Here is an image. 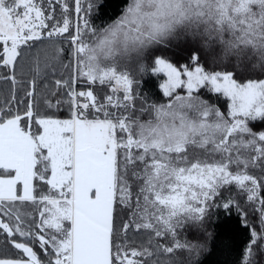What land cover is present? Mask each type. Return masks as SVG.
<instances>
[{
  "label": "snow or ice",
  "instance_id": "obj_1",
  "mask_svg": "<svg viewBox=\"0 0 264 264\" xmlns=\"http://www.w3.org/2000/svg\"><path fill=\"white\" fill-rule=\"evenodd\" d=\"M256 2L258 19L249 0H132L123 17L97 28L85 16L99 0H73L71 8L67 0H0V80L13 88L0 104V234L16 250L0 264H162L160 253L197 247L180 231L202 228L212 208L235 207L250 227L247 208L223 196L229 188L261 221L245 252L243 264H252V246H264V125L249 123L264 122V79L241 83L232 70L206 71L198 52L179 67L155 54L151 72L164 77L170 99L138 107V81L119 65L182 38L264 61V0ZM65 51L72 75L54 79L52 95L66 90L70 116L40 115L36 77L17 100V71L28 62L39 77L41 56L62 61ZM77 80L106 85L107 94L77 92ZM206 86L228 99L227 113L197 94ZM44 103L55 109L62 100ZM145 112L144 121L134 115Z\"/></svg>",
  "mask_w": 264,
  "mask_h": 264
},
{
  "label": "trees",
  "instance_id": "obj_2",
  "mask_svg": "<svg viewBox=\"0 0 264 264\" xmlns=\"http://www.w3.org/2000/svg\"><path fill=\"white\" fill-rule=\"evenodd\" d=\"M132 0H99V6L94 7L91 12L85 16L90 24L97 28H102L108 24L114 23L120 19L126 12ZM70 8L73 6V0H67ZM82 5L85 7L89 0H81ZM249 8L252 19H258L261 11L259 4L256 0H249ZM68 17L73 22L75 21V13L70 11ZM57 16L61 18L59 6H57ZM225 38H230L226 33ZM62 47L67 49L69 45L63 44ZM191 52H198L201 57V63L206 71H222L232 70L234 78L238 82H246L248 79H264V61H261L258 56L249 53L247 56L235 57L225 55L222 53L220 47L212 44L209 49L201 46L200 42L192 41L187 38H182L179 44L173 41L171 46L167 48L151 49L145 53V58L142 61L145 65L144 70H140L138 74L137 69L133 78L138 81L134 85V91L137 93V106L141 104L145 106L151 104H164L169 101V97L163 95L160 88L161 77L156 76L150 72L152 67V57L155 54H163L178 67L183 64H191L189 54ZM71 58L68 56L67 51L62 57V61L45 60L41 56L40 67L43 70L41 75L32 70V66L28 62H24V67L17 71V80L19 83L15 86V95L17 100L25 97L28 90V82L36 77V95L34 100V110L40 115L53 114L55 118H69L70 105L66 102L68 97L65 89H60L55 95H52L54 79H68L72 75V66L68 63ZM128 62L124 61V64ZM45 64L48 66L45 67ZM68 66L65 67L64 65ZM3 69H0V73ZM81 80H77L74 85L75 90L82 91L88 90ZM13 88L9 81L0 80V104H3L12 94ZM179 94H185V90H179ZM201 99L206 101L209 105L218 108L221 112L227 113L229 109V101L226 97L219 93H215L208 87L200 89L197 93ZM104 96L101 95L98 100ZM57 98L62 100L61 105L55 109H47L45 107V100L55 101ZM82 101V97L78 98ZM21 113L24 111V105H19ZM141 121L147 120L149 115L147 112L135 113ZM37 118L34 116V119ZM264 122L252 121L249 127L253 130H261ZM35 124H33V127ZM38 127V126H36ZM38 129V128H37ZM34 130V129H33ZM39 130V129H38ZM190 151H193L190 148ZM196 152H201L200 149H195ZM253 174L260 175L259 170H249ZM223 196H233L237 201L241 202L242 207L247 208V224L244 223V216L235 207L227 212L223 208H212L208 211L205 217L202 228L187 226L180 231L179 238L182 242L191 243L197 247L189 251L188 249H176L172 254L160 253L158 259L162 264H243L245 259L246 248L250 245L251 241V228L259 233L262 225L258 213L253 211L250 205L244 203L245 198L238 195L234 188L222 190ZM219 200L220 197H217ZM167 238L160 239L159 243H168ZM149 247H152L150 245ZM16 250L6 241L3 234H0V256H15ZM157 259V257H153ZM252 264H264V246H256L254 248V258Z\"/></svg>",
  "mask_w": 264,
  "mask_h": 264
},
{
  "label": "rangeland",
  "instance_id": "obj_3",
  "mask_svg": "<svg viewBox=\"0 0 264 264\" xmlns=\"http://www.w3.org/2000/svg\"><path fill=\"white\" fill-rule=\"evenodd\" d=\"M132 3V1H131ZM125 14V13H124ZM124 16V15H123ZM122 16V17H123ZM118 20V19H117ZM145 58V54L140 57L139 59H136V58H132V59H129L128 62L126 64H124V62H122L119 67L121 69H126L128 71V73L130 74V76L133 77L134 73H135V70L137 69L138 71V74L140 73V70H144L145 69V65L144 63L142 62ZM151 72V70H150ZM152 73V72H151ZM155 75V74H154ZM156 76H160L161 77V83L163 82L164 80V77L162 75H156ZM86 87H88V90L89 88L94 92L95 95H97V97L99 96V98L101 97V95H106L107 94V86L106 85H99L98 83L97 84H93V85H88V84H84ZM207 87V86H206ZM209 88V87H208ZM185 90L184 88H179L177 89V92L179 90ZM185 94H186V90H185ZM84 99V98H82ZM83 101V100H82ZM81 101V102H82ZM23 122V121H22ZM23 124V123H22ZM198 149V148H197ZM257 246V245H256ZM253 247V256L251 257V259L253 260L254 258V248H255V245L252 246Z\"/></svg>",
  "mask_w": 264,
  "mask_h": 264
},
{
  "label": "crops",
  "instance_id": "obj_4",
  "mask_svg": "<svg viewBox=\"0 0 264 264\" xmlns=\"http://www.w3.org/2000/svg\"><path fill=\"white\" fill-rule=\"evenodd\" d=\"M23 123V122H22ZM38 127H36V125L33 127L34 131H38L37 129Z\"/></svg>",
  "mask_w": 264,
  "mask_h": 264
},
{
  "label": "clouds",
  "instance_id": "obj_5",
  "mask_svg": "<svg viewBox=\"0 0 264 264\" xmlns=\"http://www.w3.org/2000/svg\"><path fill=\"white\" fill-rule=\"evenodd\" d=\"M262 68H264V67H262Z\"/></svg>",
  "mask_w": 264,
  "mask_h": 264
}]
</instances>
